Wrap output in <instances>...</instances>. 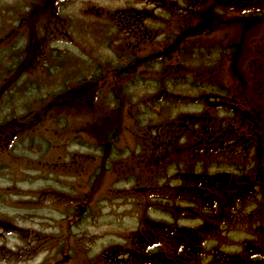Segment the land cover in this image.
<instances>
[{"label": "flooded vegetation", "instance_id": "1", "mask_svg": "<svg viewBox=\"0 0 264 264\" xmlns=\"http://www.w3.org/2000/svg\"><path fill=\"white\" fill-rule=\"evenodd\" d=\"M53 10L68 41L26 40L18 57L0 42V155L36 159L14 176L22 200L0 203V241L23 247L6 259L264 264V0ZM42 80L57 81L48 121Z\"/></svg>", "mask_w": 264, "mask_h": 264}, {"label": "rangeland", "instance_id": "2", "mask_svg": "<svg viewBox=\"0 0 264 264\" xmlns=\"http://www.w3.org/2000/svg\"><path fill=\"white\" fill-rule=\"evenodd\" d=\"M104 0H0V42H4L8 40V36L12 35V41H17L15 45H12L13 50L11 51L12 54L15 57H18L20 55V49L22 46V50H24L23 41L28 40L29 44L31 46L30 50L28 52L35 51L33 49L31 42L37 41V39H41L42 45L46 46L47 43L55 42V41H68L69 39L63 36V34H59V31H68V23L69 18L68 16L71 14H76L77 16H82V11L84 9L99 7L103 5ZM65 5L69 7L59 8L58 5ZM57 5V7L55 6ZM56 8H58L60 17L57 16L55 13ZM53 10V14L56 15L58 18L62 20V18H68V21H66V24L60 21H57L56 26H50L48 21L51 19V12L49 11ZM44 21L46 24V32L43 34V38H40L36 35V25L37 27L40 26L39 21ZM62 26L64 28L62 29ZM70 27V24H69ZM51 31L53 34H51ZM10 32V33H9ZM22 41V42H20ZM9 82L11 83V87L13 88L16 84H18V81L15 80V77H12ZM43 87L45 88L46 92L43 93V96L40 98V96L37 98L40 99L41 102V111L45 121L52 120V118L55 116L56 109L53 107V97L51 95H47V91H51V88L53 85H57V81L55 83L50 82L49 87L46 86L47 80H42ZM72 88V87H71ZM20 96L17 95V98ZM33 98L35 95L32 96ZM36 100V99H35ZM42 101L44 103H42ZM77 109H83V107H79L78 105H75ZM16 110L15 107L11 109V111ZM6 113V112H4ZM4 113L0 112V117L3 118ZM78 113V110L76 111ZM38 114L35 110L31 112V117H27V115H21L19 111L17 112V115H13L12 120H22V122L30 121L33 122L36 120L35 116ZM27 117V118H26ZM19 118V119H17ZM27 132H32V130L36 129H28L26 128ZM79 148V149H78ZM84 150L80 148L79 146H76L75 152H83ZM33 154V153H31ZM28 156V155H27ZM23 157V156H22ZM28 161H22L17 160L16 156H6V153L4 152L2 155H0V203L1 201H19L22 200L19 196H16L17 193H14L18 186L23 185L24 182L18 183V181H21L20 178L14 177L15 175H18L19 177V170L23 168H35L36 167V159L35 156H29L27 158ZM9 172H11V176H9V179L11 182L6 178L5 173L3 171L4 168H7ZM34 177V176H33ZM32 177V178H33ZM26 179V178H25ZM7 182V183H6ZM12 185L11 192H7L8 186ZM10 194V195H8ZM78 195V194H77ZM81 195V194H79ZM8 209L4 205H0V216L6 217ZM93 231V230H92ZM96 232H100L98 230H94ZM19 245L18 241H0V264H36L39 260L38 253L36 252H30L31 247H28V251L25 252V254L20 258L19 262H16L14 260L9 262L6 259L9 248H16L15 245ZM27 244H24L26 246ZM209 246V245H208ZM19 248H23L21 244L18 246ZM210 247V246H209ZM32 253V258L30 261H28L27 257ZM50 255H44L41 257H46V259L51 260ZM21 259H23V262H21Z\"/></svg>", "mask_w": 264, "mask_h": 264}]
</instances>
